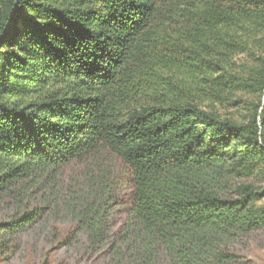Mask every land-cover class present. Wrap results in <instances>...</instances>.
<instances>
[{"label": "trees", "instance_id": "trees-1", "mask_svg": "<svg viewBox=\"0 0 264 264\" xmlns=\"http://www.w3.org/2000/svg\"><path fill=\"white\" fill-rule=\"evenodd\" d=\"M0 204V264L38 227L73 264H244L264 0H0Z\"/></svg>", "mask_w": 264, "mask_h": 264}, {"label": "rangeland", "instance_id": "rangeland-1", "mask_svg": "<svg viewBox=\"0 0 264 264\" xmlns=\"http://www.w3.org/2000/svg\"><path fill=\"white\" fill-rule=\"evenodd\" d=\"M11 209L5 204H0V215H7ZM119 215L113 217L115 224H119ZM47 227H38L34 232L20 237L16 253L6 262L1 264H38L40 260H47V264H73L75 252H53V245L47 244ZM228 246L235 255L240 257L244 264H264V230L238 235L229 241ZM32 260V261H31ZM63 263V264H64ZM98 264H107L101 260Z\"/></svg>", "mask_w": 264, "mask_h": 264}]
</instances>
